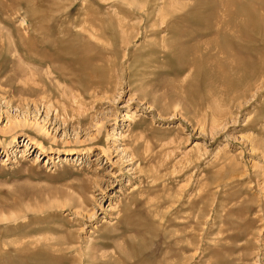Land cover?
I'll list each match as a JSON object with an SVG mask.
<instances>
[{"label":"rangeland","instance_id":"374dc122","mask_svg":"<svg viewBox=\"0 0 264 264\" xmlns=\"http://www.w3.org/2000/svg\"><path fill=\"white\" fill-rule=\"evenodd\" d=\"M0 264H264V0H0Z\"/></svg>","mask_w":264,"mask_h":264},{"label":"bare ground","instance_id":"6f19581e","mask_svg":"<svg viewBox=\"0 0 264 264\" xmlns=\"http://www.w3.org/2000/svg\"><path fill=\"white\" fill-rule=\"evenodd\" d=\"M88 29H89V28H88ZM242 39H243V38H242ZM236 40H237V39H236ZM237 41H238V40H237ZM238 43H239V42H238ZM218 46H219V45H218ZM225 50H226V49H225ZM232 51H233V49H232ZM222 53H223V52H222ZM222 53H221V54H222ZM228 53H229V52H228ZM223 54H224V53H223ZM232 54H233V53H232ZM210 55H211V54H210ZM229 56H230V55H229ZM208 57H209V56H208ZM213 57H214V56H213ZM217 63H218V62H217ZM225 64H226V63H225ZM233 65H234V64H233ZM226 66H227V65H226ZM236 67H237V66H236ZM236 67H235V68H236ZM225 68H226V67H225ZM232 68H233V67H232ZM241 68H243V67H241ZM233 69H234V68H233ZM238 69H239V68H238ZM244 69H245V67H244ZM239 70H240V69H239ZM83 72H84V71H83ZM245 72H246V71H245ZM205 74H206V73H205ZM81 79H82V78H81ZM32 143H33V142H32Z\"/></svg>","mask_w":264,"mask_h":264}]
</instances>
